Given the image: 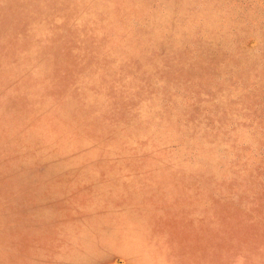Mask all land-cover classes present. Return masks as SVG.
<instances>
[{"label":"rangeland","instance_id":"obj_1","mask_svg":"<svg viewBox=\"0 0 264 264\" xmlns=\"http://www.w3.org/2000/svg\"><path fill=\"white\" fill-rule=\"evenodd\" d=\"M0 264H264V0H0Z\"/></svg>","mask_w":264,"mask_h":264}]
</instances>
